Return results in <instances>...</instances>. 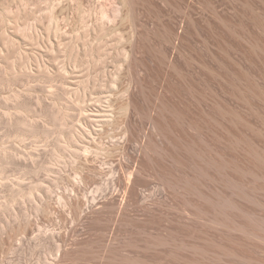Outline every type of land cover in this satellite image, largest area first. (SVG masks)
Listing matches in <instances>:
<instances>
[{"label": "rangeland", "instance_id": "rangeland-1", "mask_svg": "<svg viewBox=\"0 0 264 264\" xmlns=\"http://www.w3.org/2000/svg\"><path fill=\"white\" fill-rule=\"evenodd\" d=\"M217 196L264 214V0H0V264L264 261Z\"/></svg>", "mask_w": 264, "mask_h": 264}, {"label": "bare ground", "instance_id": "bare-ground-1", "mask_svg": "<svg viewBox=\"0 0 264 264\" xmlns=\"http://www.w3.org/2000/svg\"><path fill=\"white\" fill-rule=\"evenodd\" d=\"M119 12H120L119 8L115 4V5H113V7H111V9H109V11L106 15L103 14L102 18H104V19H110L111 17L114 18L117 16V14ZM229 182H231V181H229ZM230 184H232V182ZM233 186L238 188L239 191L241 190L240 194H242V195L245 194L244 196L240 195V198H241V196L246 197V193H242V191H243L242 187H240V186L238 187V186H235V184L234 185L232 184L231 187L233 188ZM236 191H237V189H236ZM239 191H237V192H239ZM233 195H235V193H233ZM236 195H238V193H236ZM238 197H239V195H238ZM205 200L207 202L210 200L209 202H210V204L212 203L211 205L214 208L218 207L216 210L217 212H215V214H211V215L208 212L201 211L202 212L201 215L205 217L204 219L206 221H209L210 224L218 225L220 228L225 229L227 232H229L231 234L237 233L240 237H243V238H246V239L252 241L253 243L256 244L257 250H259L258 247L259 248L263 247L262 249H264V214L263 215H261V214L256 215V212H255V214L253 212L248 213L249 211H244L241 207H239L237 205V203H235L234 200H232V198L227 199V198L222 197V196H217L215 201H212L211 199L208 200L207 197ZM255 204H257L256 205L257 207H261L260 209L258 208L260 211L264 212V210H262V209H264V204H262V202H260V200L258 202H257V200H255ZM218 209H219V211H218ZM209 244H212L215 246L216 243H209ZM209 244L207 246L210 248L212 245L209 246ZM235 244L238 246L237 243H235ZM217 245H216V247H217ZM219 245H221V247L222 246L223 247L221 248ZM219 245L218 246L221 248V249L219 248L220 250H222L224 248V250H222V252L219 249H218L219 250V252H218V250H216L217 249L216 247H215L216 251H214V246H212L213 248H211L210 250H207L210 253H207V251L205 252L204 249L201 250L205 246L200 247V248L198 247L200 249V251H202V252H200L197 247H194V248H197L196 250H198V251H196L193 248L195 250V252H200V253H202L201 255H203V253H205L204 254L205 256H206V253H207V255L212 254V257L209 255L210 257L206 256L207 257L206 258V257H203L204 255L201 256L200 253H198L197 255H200V256H197V257H199V258H197L198 260L196 259L197 262L201 261L200 263L199 262L198 263L199 264L203 263L202 260L200 259L201 257H203V259L205 258L204 259L205 261L204 260L203 261H204V263L206 262V264H207V262H210V261H212L210 264H264L263 260L251 261L252 258L251 259L246 258L248 256L245 255L246 256L245 257L244 253L242 251H241V253H239L240 252V246H238V248H237V246H234L232 244V245H230L231 248L229 247V249H228L229 244L228 245L226 244L227 247H225V244H219ZM207 246L205 247V249H207ZM232 246H233V249H236V248L239 249L238 250L239 252L236 251L237 249L233 250ZM234 247H236V248H234ZM193 249L191 248V251H193V253L195 254ZM262 249H260V250H262ZM211 252H214L217 254H214ZM242 253H243V255H242ZM208 258H210V261L207 260ZM211 258H213V259H211ZM197 262H193V264L194 263L197 264Z\"/></svg>", "mask_w": 264, "mask_h": 264}]
</instances>
